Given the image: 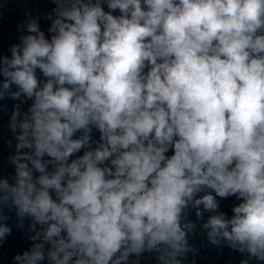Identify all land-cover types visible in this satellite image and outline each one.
<instances>
[{
    "label": "clouds",
    "instance_id": "obj_1",
    "mask_svg": "<svg viewBox=\"0 0 264 264\" xmlns=\"http://www.w3.org/2000/svg\"><path fill=\"white\" fill-rule=\"evenodd\" d=\"M53 2L50 35L31 18L0 56L19 101L0 247L7 209L30 221L15 264H183L195 209L212 245L264 264V0Z\"/></svg>",
    "mask_w": 264,
    "mask_h": 264
},
{
    "label": "water",
    "instance_id": "obj_2",
    "mask_svg": "<svg viewBox=\"0 0 264 264\" xmlns=\"http://www.w3.org/2000/svg\"><path fill=\"white\" fill-rule=\"evenodd\" d=\"M56 4L53 0H0V56L11 55L9 49L12 45L20 43L21 35L27 34L24 25L31 18L38 17V23L46 36H49L48 29L51 20L47 19V15L53 14V9ZM105 10L108 11L105 6ZM114 14H119L118 11ZM54 18V14H53ZM37 75L41 80L44 79L39 71ZM19 101L4 99L0 101V177H8L14 175V166L9 162V157L15 152L16 141L13 134L9 130V118L14 106ZM31 101L22 105V110L27 111ZM94 139L99 138V133L94 130ZM12 144L9 145L8 141ZM78 153L77 155H80ZM171 155V152L169 153ZM214 194V193H213ZM219 200V212L225 213L229 218L232 216V208L240 203L236 197ZM6 215H10L9 225L12 227V234L0 247V264H15L13 257L16 254L22 253L31 248L32 241L28 239L31 233L28 230L30 221H25V227L20 230L16 227L17 217L14 210L9 212L4 210ZM210 213H205L202 220H197L195 209L189 213V219L197 224L194 234L189 235V243L198 249V254L189 253L183 260V264H240V261L246 258L247 254H241L229 248L226 244L222 246L212 245L208 239L206 232L203 231L200 225L207 220ZM135 261L136 257H132ZM47 264V262H45ZM139 264H157L155 254L144 253L139 258ZM250 264H261V262L252 260Z\"/></svg>",
    "mask_w": 264,
    "mask_h": 264
}]
</instances>
